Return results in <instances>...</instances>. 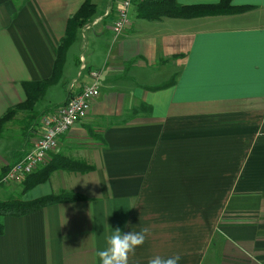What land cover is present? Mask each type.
<instances>
[{
    "label": "crops",
    "instance_id": "obj_1",
    "mask_svg": "<svg viewBox=\"0 0 264 264\" xmlns=\"http://www.w3.org/2000/svg\"><path fill=\"white\" fill-rule=\"evenodd\" d=\"M140 1L117 36L121 0H93L97 12L78 30L59 82L36 104L49 114L92 83L89 71L101 72L91 111L49 157L94 169L57 170L24 194L17 184L0 187L11 188L7 200L62 192L82 200L0 216V264H101L96 253L112 229L145 226L151 234L129 264L175 254L180 264H264V0H232L253 7L242 14L154 21L138 19ZM83 2L0 0V118L25 103L24 83L52 77ZM172 79L170 88L149 89ZM19 115L20 124L27 113ZM43 119L28 144L20 124L17 146L5 125L0 173L41 137Z\"/></svg>",
    "mask_w": 264,
    "mask_h": 264
},
{
    "label": "trees",
    "instance_id": "obj_2",
    "mask_svg": "<svg viewBox=\"0 0 264 264\" xmlns=\"http://www.w3.org/2000/svg\"><path fill=\"white\" fill-rule=\"evenodd\" d=\"M178 0H142L137 3V17L148 21L160 20L162 18H175V19H195L207 16H220V15H235L246 13L253 9L250 6L234 7L232 0H220L217 4L211 5H194V6H181ZM97 7L93 0H84L79 11L69 19L66 35L61 41L57 57L54 64V71L50 79L41 82H28L24 83L23 87L27 96L25 103L20 104L10 109L6 115L0 118V137L5 132V125L14 120L20 113H27V117L20 122L22 126V135L25 143L28 144L33 137V133L40 126L43 116H45L51 108L37 111L35 109L46 94L47 90L57 84L62 76L64 65L66 62V55L75 42H77L78 30L83 28L92 17L96 14ZM175 79H172L159 86L149 88L152 91L163 90L170 88L174 85ZM70 100V99H69ZM68 100V101H69ZM68 101L58 106H64ZM127 120L123 119L121 123H126ZM17 160H20L19 158ZM13 164V163H12ZM5 167L0 173V179L12 166ZM94 168L88 166L83 162L71 160L63 156H53L48 164L42 167L37 172L28 176L22 186V194L30 191L31 189L46 183L51 175L57 170H69L71 172L86 173L92 171ZM82 200L81 197L69 192H62L58 195L44 196L32 201H23L21 198H11L8 200H0V216L3 217H22L31 212L38 211L43 208L68 202H75ZM4 232L3 225L0 224V235Z\"/></svg>",
    "mask_w": 264,
    "mask_h": 264
},
{
    "label": "built area",
    "instance_id": "obj_3",
    "mask_svg": "<svg viewBox=\"0 0 264 264\" xmlns=\"http://www.w3.org/2000/svg\"><path fill=\"white\" fill-rule=\"evenodd\" d=\"M137 0H121L115 11L112 29L115 35H122L130 25V13ZM108 15V14H107ZM81 59V70H85V61ZM101 72L89 71L92 79L90 85L82 87V91L70 98L64 105L44 116V131L33 147L20 160L13 162L5 175L0 179L1 185H21L31 174L37 172L49 162L50 155L59 147L60 140L72 128L81 122L91 111L95 100L100 96ZM81 76V73L79 74Z\"/></svg>",
    "mask_w": 264,
    "mask_h": 264
},
{
    "label": "clouds",
    "instance_id": "obj_4",
    "mask_svg": "<svg viewBox=\"0 0 264 264\" xmlns=\"http://www.w3.org/2000/svg\"><path fill=\"white\" fill-rule=\"evenodd\" d=\"M151 234L150 227H142L139 231L123 233L120 228L112 229V233L105 237L107 247L98 250L101 264H129V257L135 255L136 249L143 246ZM181 256L175 254L169 257L156 255L148 264H180Z\"/></svg>",
    "mask_w": 264,
    "mask_h": 264
},
{
    "label": "rangeland",
    "instance_id": "obj_5",
    "mask_svg": "<svg viewBox=\"0 0 264 264\" xmlns=\"http://www.w3.org/2000/svg\"><path fill=\"white\" fill-rule=\"evenodd\" d=\"M130 16H131L130 18L135 19L134 18L135 17L134 16V9L131 11V15ZM70 59H71V57H70ZM80 78H81V76H80ZM61 96H62V92L58 91L56 94H54V96L52 98L55 99V100H58ZM22 117H23L22 115H19L14 121L10 122L12 129L9 130V134H11L12 140L14 139V145L15 146H17V144H18V142H19V140L21 138L19 120ZM59 145H60V143H59ZM6 186H4V187H6ZM0 187H2V185ZM9 189H11V188H8V189H1L0 188V200H7L8 196H7V193H5V191H9Z\"/></svg>",
    "mask_w": 264,
    "mask_h": 264
}]
</instances>
